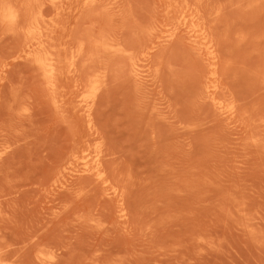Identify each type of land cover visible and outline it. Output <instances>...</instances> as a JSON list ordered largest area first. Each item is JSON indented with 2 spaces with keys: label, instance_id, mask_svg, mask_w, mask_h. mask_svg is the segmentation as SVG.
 Masks as SVG:
<instances>
[{
  "label": "rangeland",
  "instance_id": "rangeland-1",
  "mask_svg": "<svg viewBox=\"0 0 264 264\" xmlns=\"http://www.w3.org/2000/svg\"><path fill=\"white\" fill-rule=\"evenodd\" d=\"M0 262L264 264V0H0Z\"/></svg>",
  "mask_w": 264,
  "mask_h": 264
},
{
  "label": "bare ground",
  "instance_id": "bare-ground-1",
  "mask_svg": "<svg viewBox=\"0 0 264 264\" xmlns=\"http://www.w3.org/2000/svg\"><path fill=\"white\" fill-rule=\"evenodd\" d=\"M92 1H96V0H92ZM16 13L14 11H12V12L10 11L6 15L8 17V19H9V21H15V19L19 15V14L17 15ZM27 14H29V13H27ZM203 29L204 28H202V31H205ZM25 30H26L25 31L26 32V38H25V41L22 43V47L21 48L25 51L27 56L31 57V59L38 65V67H40L43 70V73L46 76V78L48 79V81L55 82V80L58 79L60 77L61 73H62V69H61V65H60V63L62 61L60 60V55H61V51L63 50V48H61L60 50L57 49V48L56 49L54 48L55 50H53L50 47L51 45L49 46V41L47 40L48 37H47V35H45L46 32L44 31V29H42V27L39 25L38 21H36V20L31 22L30 26L28 28H25ZM200 34L203 35L202 32ZM206 34L207 33H205V35ZM195 35L197 36L198 34H195ZM202 35H201V37H203ZM206 39L207 38H205V40ZM196 40L198 41V40H200V38L199 39H195L194 41H196ZM200 43H201V41H200ZM212 50H213V48H212ZM64 73H65V71H64ZM87 91H89V90H87ZM93 101H95V100H93ZM85 102H87V99L85 100ZM93 105L94 104L92 102L90 103V101H89V102L84 104V107H83L84 109H80V110L83 111V113L85 114L86 117L90 118L91 113H92L91 110H92ZM82 170L83 171H87L85 173H88V172L91 171L92 172L91 175L95 174V176H98V178H101V179L105 178L104 174H103L104 172L102 171L99 162L93 168H88L87 167V168H84ZM114 188H115V186H114ZM113 189L111 187V190H113ZM116 189H118V188H116ZM112 192H114V191H112ZM119 192H120V190H119ZM114 194H116V193H114ZM121 209H123V208H121ZM1 261H3V260L1 259ZM7 262H5V263H7ZM0 264H2V263L0 262Z\"/></svg>",
  "mask_w": 264,
  "mask_h": 264
}]
</instances>
